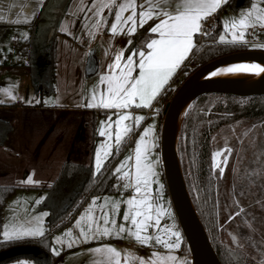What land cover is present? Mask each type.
<instances>
[{"label":"rangeland","instance_id":"374dc122","mask_svg":"<svg viewBox=\"0 0 264 264\" xmlns=\"http://www.w3.org/2000/svg\"><path fill=\"white\" fill-rule=\"evenodd\" d=\"M118 2L65 0L61 8H67V12L57 27L54 91L44 88L39 98L31 83L21 89L20 96L3 93L8 103L20 100L16 103L24 105L21 109H0V118L15 129L11 143L16 145L25 164V177L29 178L17 181L14 185L18 186L5 201L0 239L40 238L47 231L51 208L57 210L55 213L66 210L69 204L59 209L62 194L49 191V179L55 169H61L65 157L92 163L96 174L119 154L113 170L114 193L92 197L72 224L52 236V254L63 253L57 264H187L191 257L182 253L183 233L166 193L159 135L161 117L151 112L141 125L140 114L121 110L122 100L111 102L115 111L98 108V101H110L109 91L103 93V87L116 90L115 86L120 85L109 74L110 53L114 49L123 52V56L121 51L118 54L122 61L114 66L119 67L128 63L131 51L128 36L122 33L124 22L108 24L115 5L122 6ZM238 11L228 18L226 33L221 36L227 38V32L237 30H243L245 35L247 27H251L252 40L258 42L248 44L249 48L264 51V32L258 31L255 23L264 26V0H251L249 6ZM97 18L101 19L99 23ZM107 25L115 35L107 33L99 38L100 28ZM118 26L121 32L116 34ZM48 32L37 42L46 43ZM85 38L88 42H84ZM38 50L35 62L42 56ZM90 62L94 71L89 69ZM185 73L180 74V82ZM41 80L46 83L48 79ZM125 83L121 85L126 87ZM179 86L180 83L171 85L163 108ZM36 102L45 107L32 106ZM65 107L83 110L68 111ZM89 107L97 109L96 119ZM129 137L132 144L124 149ZM211 147L221 239L252 261L264 264V122L242 119L223 125L213 133ZM0 182H5V177ZM34 258L37 257L18 258L10 264H36Z\"/></svg>","mask_w":264,"mask_h":264},{"label":"crops","instance_id":"0c3cea01","mask_svg":"<svg viewBox=\"0 0 264 264\" xmlns=\"http://www.w3.org/2000/svg\"><path fill=\"white\" fill-rule=\"evenodd\" d=\"M47 1L48 0H0L1 98L3 93L4 96L6 95L5 93H7V96H20L23 87L27 88L31 83L34 86L33 72L29 63L35 61L36 56H29L28 52L25 51L23 41L31 39L32 53L34 54L38 49H41V54L43 55V44L37 42L38 36L36 37L33 35L35 28L33 25L39 20L40 14ZM249 4L233 7L229 5V0H119L118 5L122 6L118 8V6L115 5L113 13L108 20V24L114 21H117L119 24L121 20L124 22V30L122 33L128 36L127 45H130L131 51L126 59L128 63H121L119 67L114 66L119 61H122L119 59H123V52L120 49H114L110 53L108 66L110 67L109 74L115 81L120 83V85L118 87L115 86L114 89L116 90H113V87H103V93L109 91L108 96L110 101H98V108L102 111H115L117 110L115 107H110L112 105L111 102L122 100L123 103L119 105L121 110L140 114L142 116V122L147 120L151 112L156 111L161 117L159 127L160 135L163 121V103H161L158 98L165 92L167 86H171L174 76L185 67L196 45V35H203L205 33L204 31L207 29L205 18L211 16L212 21H214L216 25H218L219 20L222 24L221 34L223 32L226 33L225 26H227L228 18H230L233 13H238L239 8L247 7ZM100 21L101 19L97 18L96 23ZM255 23L256 29L264 32V26L260 25L261 23L259 22ZM250 28L251 27H247V30ZM120 32V26H118L116 28V34ZM241 32L242 33L238 30L235 33L227 32V38H224L220 34L219 40L224 43L237 42L246 45L258 42L255 39L252 40L254 34H248L246 31V34L243 35L244 31L242 30ZM107 33L110 35L114 34L113 28L111 27L109 31L108 25L100 28L98 37L101 38ZM13 46H15V48ZM120 47H122V45H120L119 48ZM120 51L122 56H118ZM126 64V68H128L129 71H123L126 69ZM114 71L116 74L113 73ZM125 82L128 84L126 87L124 86L126 85ZM35 94L37 95L36 92ZM19 101L20 100L8 103L6 99L2 98V100H0V109L4 107L13 108L14 106L11 104ZM18 104L19 105L15 106L18 109L24 106L20 105V103ZM122 104L124 105L122 106ZM32 106L38 108L45 107L40 106L39 102H36V104ZM59 108L63 107L53 106V109ZM65 108L68 111L83 110L81 107ZM88 110L94 114L93 116H95L96 119L97 109L89 107ZM6 122L9 124L8 130L6 131L4 143L0 144V180L5 177V182H0V186L16 187L18 185L14 184H17V181L24 182L25 179L28 180L29 175L26 176L27 178L25 177V164L23 159L17 151L16 145L11 143V136L15 129L8 120H6ZM95 126L96 122L94 124V127ZM66 161L79 163L77 158L69 159L65 157L63 164ZM60 167L62 168L61 165ZM59 170L56 171L55 169L52 177L49 179H52L50 186H52L59 176ZM11 173H13L14 176L10 175ZM9 176H13L14 179L6 183ZM67 205L68 204L62 205L60 209L63 210ZM12 230L11 228V232H13ZM84 244L85 243L78 246L81 247L84 246ZM155 251L158 252L157 250ZM30 257H37L39 260L46 259V255L40 251H36L32 256H22L20 258L30 259Z\"/></svg>","mask_w":264,"mask_h":264},{"label":"trees","instance_id":"16d2710c","mask_svg":"<svg viewBox=\"0 0 264 264\" xmlns=\"http://www.w3.org/2000/svg\"><path fill=\"white\" fill-rule=\"evenodd\" d=\"M250 1L229 0V5L233 7L244 6L248 5ZM37 24L38 21L33 25L35 27L33 35L36 37ZM221 31L222 24L218 20V25H216L214 31L206 29L203 35H196V45L185 67L174 76L171 85L176 83L181 84L183 82L179 80L181 73L186 72V79L197 68L216 58L235 52L251 50L246 44L221 42L219 40ZM56 36L57 31L51 37L47 36L46 43L43 44L44 53L41 59L37 60V62L35 60L29 63L33 72L34 88L39 98L43 97L45 92L44 88H47L48 92L54 91ZM23 45L29 56H35V53H32L31 39L23 41ZM44 57H46L45 60ZM42 77L48 79L46 83L41 80ZM170 90L171 86H167L165 92L159 96L158 99L161 103L167 100V93ZM14 104L19 105L18 103L11 105L16 106ZM40 104L42 106V103L39 102ZM242 119L253 121L254 123L264 122V95L247 98L224 94L201 96L188 110L182 125L179 143L181 165L190 196L207 230L211 244L222 264H259L252 261L240 249L232 247L221 239L215 180L212 174L211 137L213 133L223 125ZM145 122L146 120L141 125H144ZM8 125L6 120L0 118V144L5 140ZM133 133L136 132L133 131ZM132 141L129 137L125 141L123 148L126 149L130 146ZM118 157L119 154L114 155L96 174L93 172L92 163L87 165L66 161L60 170L59 176L49 188V191L54 190L62 194L59 207L64 204H69L66 210L55 213L57 210L53 207L51 208V218L46 222L47 231L40 238L0 239V256L13 248L26 247L35 249L46 255L45 260L34 258L36 264H57L61 261L63 259V253L54 255L50 250L52 236L69 226L92 197L114 193L115 175L113 170L118 162ZM14 188L12 186H0V228L5 201L11 197ZM181 249L182 253L190 257V250L184 236ZM20 257L22 256L1 259L0 264H8ZM190 263L189 259L187 264Z\"/></svg>","mask_w":264,"mask_h":264},{"label":"water","instance_id":"95a60500","mask_svg":"<svg viewBox=\"0 0 264 264\" xmlns=\"http://www.w3.org/2000/svg\"><path fill=\"white\" fill-rule=\"evenodd\" d=\"M64 1L65 0L47 1L38 20V37L45 34L47 30H49L47 36L51 37V35L58 30L57 27L60 26L61 20L67 12V8L63 11L61 8ZM243 56H253L264 62L263 50L235 52L216 58L191 73L180 84L163 108L160 144L161 161L166 186L177 221L190 250L191 264L222 263L211 244L207 230L199 217L186 184L179 152L182 125L188 110L201 96L208 94H224L247 98L264 95V77L260 82L255 84H250L241 79L239 74L232 77L211 78L204 81L198 80V77L202 74ZM94 68V64L90 62L89 69L94 71ZM185 104L188 105L179 131H177L176 123L183 112ZM36 251L35 249L26 247L13 248L0 256V260L18 256H32Z\"/></svg>","mask_w":264,"mask_h":264},{"label":"bare ground","instance_id":"6f19581e","mask_svg":"<svg viewBox=\"0 0 264 264\" xmlns=\"http://www.w3.org/2000/svg\"><path fill=\"white\" fill-rule=\"evenodd\" d=\"M240 75V78L250 84L260 82L264 77V62L253 56H243L236 60H232L218 68H215L198 77L199 81L211 78H224ZM188 104H185L183 112L176 123V129L179 131L183 116Z\"/></svg>","mask_w":264,"mask_h":264},{"label":"built area","instance_id":"2783aa9c","mask_svg":"<svg viewBox=\"0 0 264 264\" xmlns=\"http://www.w3.org/2000/svg\"><path fill=\"white\" fill-rule=\"evenodd\" d=\"M205 24H206V27H207V29H208L209 31H214L215 28H216V24H215L214 21H212L211 16H207V17L205 18ZM247 33H248V34H254V30H252V29H248V30H247ZM86 41H87V39L85 38V39H84V42H86ZM13 47L15 48V46H13ZM154 249H155V250H158V247H155Z\"/></svg>","mask_w":264,"mask_h":264},{"label":"flooded vegetation","instance_id":"af4514ba","mask_svg":"<svg viewBox=\"0 0 264 264\" xmlns=\"http://www.w3.org/2000/svg\"><path fill=\"white\" fill-rule=\"evenodd\" d=\"M160 138H161V135H160ZM160 144H161V141H160ZM160 150H161V145H160Z\"/></svg>","mask_w":264,"mask_h":264}]
</instances>
